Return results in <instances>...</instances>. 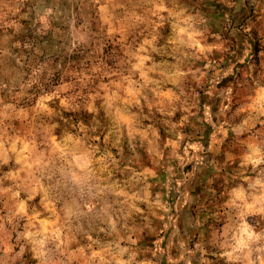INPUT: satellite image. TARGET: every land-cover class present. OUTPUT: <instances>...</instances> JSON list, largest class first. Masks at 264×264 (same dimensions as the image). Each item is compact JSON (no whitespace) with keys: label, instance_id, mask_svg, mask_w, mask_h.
<instances>
[{"label":"clouds","instance_id":"1","mask_svg":"<svg viewBox=\"0 0 264 264\" xmlns=\"http://www.w3.org/2000/svg\"><path fill=\"white\" fill-rule=\"evenodd\" d=\"M0 264H264V0H0Z\"/></svg>","mask_w":264,"mask_h":264}]
</instances>
